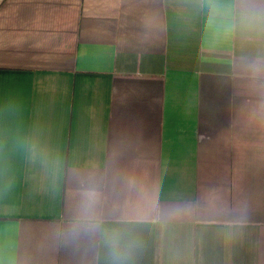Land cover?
Returning <instances> with one entry per match:
<instances>
[{"label": "crops", "instance_id": "crops-1", "mask_svg": "<svg viewBox=\"0 0 264 264\" xmlns=\"http://www.w3.org/2000/svg\"><path fill=\"white\" fill-rule=\"evenodd\" d=\"M0 264H264V0H0Z\"/></svg>", "mask_w": 264, "mask_h": 264}]
</instances>
